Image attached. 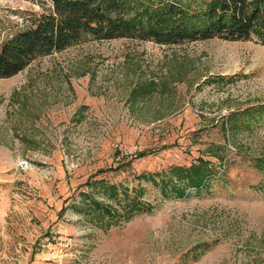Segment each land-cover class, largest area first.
Returning <instances> with one entry per match:
<instances>
[{
    "label": "rangeland",
    "instance_id": "obj_1",
    "mask_svg": "<svg viewBox=\"0 0 264 264\" xmlns=\"http://www.w3.org/2000/svg\"><path fill=\"white\" fill-rule=\"evenodd\" d=\"M50 8L0 0V43ZM0 264H264V43L87 37L0 77Z\"/></svg>",
    "mask_w": 264,
    "mask_h": 264
},
{
    "label": "trees",
    "instance_id": "obj_2",
    "mask_svg": "<svg viewBox=\"0 0 264 264\" xmlns=\"http://www.w3.org/2000/svg\"><path fill=\"white\" fill-rule=\"evenodd\" d=\"M214 36L264 43V0H51L49 11L34 25L0 43V77L17 73L37 55L87 37L169 43ZM175 170L178 178L187 180L170 182L178 195L187 193L186 185L199 189L208 177L202 159ZM166 187L167 183L162 190Z\"/></svg>",
    "mask_w": 264,
    "mask_h": 264
},
{
    "label": "built area",
    "instance_id": "obj_3",
    "mask_svg": "<svg viewBox=\"0 0 264 264\" xmlns=\"http://www.w3.org/2000/svg\"><path fill=\"white\" fill-rule=\"evenodd\" d=\"M119 150V149H118ZM119 153H123V150H119Z\"/></svg>",
    "mask_w": 264,
    "mask_h": 264
}]
</instances>
